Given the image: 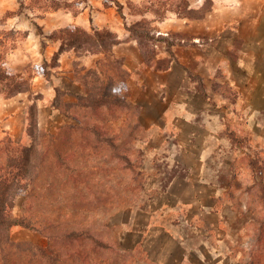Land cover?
I'll return each mask as SVG.
<instances>
[{
	"label": "rangeland",
	"instance_id": "obj_1",
	"mask_svg": "<svg viewBox=\"0 0 264 264\" xmlns=\"http://www.w3.org/2000/svg\"><path fill=\"white\" fill-rule=\"evenodd\" d=\"M211 2L0 0V66L26 89L0 80V145L39 146L10 212L39 231L3 227L0 264H264V10ZM110 26L135 83L114 46H75L121 43Z\"/></svg>",
	"mask_w": 264,
	"mask_h": 264
},
{
	"label": "trees",
	"instance_id": "obj_2",
	"mask_svg": "<svg viewBox=\"0 0 264 264\" xmlns=\"http://www.w3.org/2000/svg\"><path fill=\"white\" fill-rule=\"evenodd\" d=\"M212 5L211 0H207ZM211 11V6L205 8L204 14L200 16H194L193 11L189 10L187 13L182 14L186 18H195L203 19L205 15ZM89 40L86 43V47L83 48L81 45H75L77 48L81 49L84 52H89L93 50V47L97 46L96 42L100 43L104 51H110L112 46L119 44V41L115 35L110 32H106V38L102 37L99 32H95L94 36L91 37L88 34H84ZM7 72V75H6ZM12 70L7 69L5 63L0 66V80L6 82L4 87L7 91V97H13L17 94L25 92V88L21 87L19 81H15L13 75L11 74ZM37 113L34 107L30 108V119L32 120L31 126L34 125L33 129H37ZM39 154L38 144H32L29 147H21L18 144H15L11 139L7 143L0 145V230L4 227L8 231V241H9V232L14 227H24L32 230L39 231V227L36 224H32L25 219H13L11 216V211L15 207V202L17 196L26 189L28 182L33 185L38 179L36 168H37V155ZM71 237L73 240L81 239V235L72 233ZM91 238V237H88ZM87 238V239H88ZM94 245L104 251H111L109 245L101 244L99 241L93 240ZM8 243V242H7ZM6 243V244H7ZM4 244V243H3ZM11 248L14 247V244L10 242ZM2 247L0 242V248ZM23 252V251H20ZM40 255L43 258H49L50 255H45V251L41 248H38V252L35 254ZM33 254V253H32ZM49 254L53 255L52 252ZM76 255L81 257L82 253L77 252ZM259 264V261L255 262Z\"/></svg>",
	"mask_w": 264,
	"mask_h": 264
},
{
	"label": "crops",
	"instance_id": "obj_3",
	"mask_svg": "<svg viewBox=\"0 0 264 264\" xmlns=\"http://www.w3.org/2000/svg\"><path fill=\"white\" fill-rule=\"evenodd\" d=\"M257 1L261 5V8L264 10V0H257ZM167 22L168 20L163 22L161 26L166 27ZM110 28H112V30L118 34L119 40L121 41V43L114 46L113 54L117 58H121L126 61V65L130 67L129 70L131 72V78L135 83L137 80L136 78L139 75V70H141V68L143 67V62H141V54L139 52V49L137 48V45L134 41H130L127 39L128 35L126 31L121 30L119 28H114L113 26H110ZM140 86H142V84ZM21 136L22 135H19V137Z\"/></svg>",
	"mask_w": 264,
	"mask_h": 264
}]
</instances>
